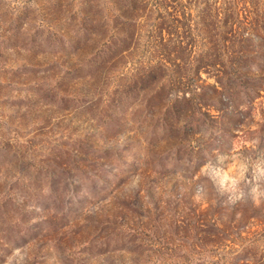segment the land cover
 <instances>
[{
	"label": "rangeland",
	"instance_id": "rangeland-1",
	"mask_svg": "<svg viewBox=\"0 0 264 264\" xmlns=\"http://www.w3.org/2000/svg\"><path fill=\"white\" fill-rule=\"evenodd\" d=\"M262 15L0 0V264H264Z\"/></svg>",
	"mask_w": 264,
	"mask_h": 264
},
{
	"label": "trees",
	"instance_id": "trees-1",
	"mask_svg": "<svg viewBox=\"0 0 264 264\" xmlns=\"http://www.w3.org/2000/svg\"><path fill=\"white\" fill-rule=\"evenodd\" d=\"M262 18L258 19V20H255L256 21V24H253L252 25V28L253 26L257 29H259L260 31H262V35H264V15L261 16ZM249 38L250 37H247V38H234V39H228V38H224L225 41L228 40V42L230 41V43L232 44H236L233 48L231 47V50H230V55L229 56H233V54H235V52L239 53L241 52V50H239L241 47H246L245 45L248 43L249 41ZM229 48V47H228ZM239 59V58H238ZM235 59H233V57H231L229 59V63H233ZM227 61V59H226ZM244 61H246L244 59ZM237 62H242L240 59L239 61Z\"/></svg>",
	"mask_w": 264,
	"mask_h": 264
}]
</instances>
